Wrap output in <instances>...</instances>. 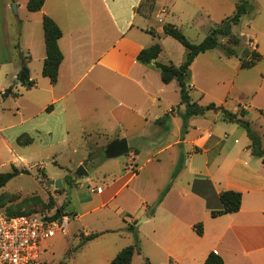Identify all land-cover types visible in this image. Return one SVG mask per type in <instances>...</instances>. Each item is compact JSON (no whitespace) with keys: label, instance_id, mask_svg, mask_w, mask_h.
I'll use <instances>...</instances> for the list:
<instances>
[{"label":"crops","instance_id":"obj_1","mask_svg":"<svg viewBox=\"0 0 264 264\" xmlns=\"http://www.w3.org/2000/svg\"><path fill=\"white\" fill-rule=\"evenodd\" d=\"M28 1L0 0V21L9 46L19 36L24 38L26 21L28 33L34 30L38 36L37 52L27 45L22 57L11 50L0 62V93L10 87L12 90L2 99L0 108L10 106V98L26 102L30 113L24 120L28 123L26 135L40 134L44 139L64 143L71 139L73 131L78 133L88 121H93L100 131L97 134L104 135L109 143L126 138L128 146L132 145L127 159L118 160L113 166V171L118 172L111 170L104 176L109 177L103 186L90 189L87 179L80 182L79 178L88 173L74 179V186L80 191L87 188L79 196L82 207L86 208L93 194H97L100 206L94 210L113 204L114 213L123 216V224L107 233L129 236L122 243L109 241L103 252L106 262L111 264L126 245L134 243V235L128 231L132 225L141 250L150 256L153 251L165 253L169 264H203L212 251L224 259V264H264V159L252 154L246 130L225 121L221 112L210 110L190 118L183 134L182 114L186 106L180 104L177 81L163 83L154 65L137 60L143 49L160 44L166 35L165 24L182 30L211 31L234 14L236 0H153L147 9L143 8L146 0H45L42 9L35 12L27 9ZM13 4L17 15L24 8L28 10L26 18L11 19ZM253 6L255 14L249 21V32L235 35L247 39L262 59L251 68H242L236 56L228 57L217 49L202 53L190 66L189 94L191 101L199 105L204 98L210 101L202 106L214 103L233 113L244 109V119L254 113L256 116L250 119L264 132V0H256ZM44 15L62 30L58 44L64 58L55 84L42 74L46 58ZM161 47L157 60L172 64L160 61ZM19 49L20 45L16 50ZM24 58L35 81L31 88L15 81ZM200 64L203 76L214 79L212 86L200 84ZM33 90L38 91L37 95L25 97L22 93ZM217 91L221 92L219 99L211 96ZM195 94L198 98H194ZM104 124L114 129L112 138L101 131ZM93 135H84L88 154L78 165L92 161L89 147ZM162 161L164 167L159 164ZM178 164L180 169L173 176ZM225 190L242 193L240 210L212 217V210L222 209L219 194ZM128 198L135 200L134 210L125 205ZM71 213L79 220L89 212ZM199 222L202 235L194 228ZM84 225L81 222L74 231L69 227L64 236L69 244L71 234L81 237L82 242L83 237L98 234ZM50 247L54 248V243ZM70 250L75 261L74 250ZM139 251L140 248L134 255Z\"/></svg>","mask_w":264,"mask_h":264},{"label":"rangeland","instance_id":"obj_2","mask_svg":"<svg viewBox=\"0 0 264 264\" xmlns=\"http://www.w3.org/2000/svg\"><path fill=\"white\" fill-rule=\"evenodd\" d=\"M151 2L152 0H146L143 8H149ZM249 2L252 5V11L242 17L240 24L233 27V34H239L242 31L249 32L248 25L250 19L254 18L255 7L253 5L256 0H249ZM10 13L11 19L17 20L20 17L26 18L29 12L26 8H24L21 10L20 14L17 15V12H15L11 7ZM148 21L149 20H147V22ZM150 22L155 28L158 27V24L153 21V19H151ZM32 24L33 21L30 25ZM26 25L27 21L25 23L24 38L19 36L14 43L9 46L5 39L6 32L3 30L2 22L0 21V62L8 57L11 50L14 51V53L17 52L18 56H21L27 45L31 46L34 51L37 52L38 36L34 30L29 34L26 29ZM207 30L208 31L197 32L187 28L184 30L181 29L187 39L193 43H200L210 33V30ZM42 37L44 38L43 32ZM144 37L151 39V36ZM243 40L249 50L252 51L254 49L252 44L247 39ZM227 42V37L222 38L223 44H226ZM16 44L20 45L19 51L15 48ZM160 44L163 45V52L161 54L160 61L178 64L183 60L185 49L178 41L163 34ZM217 50L223 52L221 48H218ZM199 67L200 72L198 80H200V84H213L214 79L212 77L209 78L210 76L208 78L206 76L204 77L201 64ZM0 77L2 78V76ZM22 93L25 97H28L37 95L38 91L33 90L31 92ZM220 95L221 92L217 91L212 93L211 96L219 99ZM195 96L196 94L194 95V98H198ZM3 98L4 97L0 93V103ZM10 99L11 100L8 101V105L10 106L4 110L0 108V173L11 171L13 166L18 168L20 171L27 169L28 172L18 174L6 185L0 187V213L10 215L21 211L22 213H32L34 215H46L56 211L57 208L70 215L74 210L79 214L89 212L84 218L79 220L73 218L71 215L72 220L69 225L70 230H77L81 222H84V226H87V228L92 230L93 233H98L100 235L104 234L83 247L80 246L81 243H83L81 237L73 236L71 234L69 236L71 244L70 247L68 239L64 237V235L58 234L45 242L42 248L40 261L45 264L47 262L52 263V261H60L61 264H110L106 262V259L103 256L105 248L109 246V241L122 243V239H125L126 241V237H128L129 234L125 233L120 236L107 232L113 229H118L120 224H123L120 222V219L123 216L121 217L114 213L113 204L109 207L94 210L95 207L100 206L97 194H93L92 201L87 204L86 208L82 207L83 204L81 205L79 196L81 193H86L87 188L80 191L77 187H75L74 179H76V175H73L72 173L79 169L81 165H78V162L86 158L88 154L87 149L84 147L86 143L84 135L90 133L92 135L96 133L93 135V138L91 139L92 144L89 147L91 154V158H89V160L92 161H90L89 164H87L86 161V163L84 162L85 164L83 167L88 175H84L82 178H79L80 182L86 181L87 179L88 184L91 186L90 189L94 188L96 185L103 186L104 182L107 181L109 177L108 176L107 179H104V176L108 172H111V170L112 172L117 173L118 171H113V166L116 165L118 160L127 159V155H123L118 158L105 157L104 147L109 143V139L104 135L102 136L97 134L100 131L96 123L93 121H88L86 126L82 127V131H79L78 133L73 131L71 139L64 143L44 139V137L39 134L34 136L28 135L32 138V143L20 145L17 143V140L24 135V133H27L26 128L28 127V123L24 120H26L30 114L29 108L26 102L22 99L20 101L19 99ZM202 100H204L202 105L203 103L210 102L206 98ZM16 102H19L20 105H17ZM251 113L252 112H250V114ZM252 116L256 115L253 113L252 115H248L246 119L251 121L252 128L262 137V140L264 141V132L259 130L258 125L252 121L253 119H250ZM101 131L110 138H112L111 136L115 134L114 129L109 124H104V128H101ZM4 138L10 146L6 143ZM131 146L132 145L129 146L130 149ZM164 163L165 162L162 161L159 164L161 167H164ZM47 177L50 179L47 180ZM52 180H60L62 182V187L56 188L55 185L51 183ZM124 196L125 194H122L120 198L122 197L123 199ZM57 199H59L61 206ZM135 204L136 202L134 199L132 200V198H128L125 202V205L130 210L135 209ZM126 219H129V216H126ZM52 243L55 245L54 248L50 247V244ZM47 245H49V247H47ZM71 248L74 250L75 261L72 257ZM139 248L140 251L134 255L132 264H169L168 257L165 253H155L153 251L151 256L146 255L141 250L140 239ZM144 250H147V247H144ZM173 264L176 263L173 262Z\"/></svg>","mask_w":264,"mask_h":264},{"label":"trees","instance_id":"obj_3","mask_svg":"<svg viewBox=\"0 0 264 264\" xmlns=\"http://www.w3.org/2000/svg\"><path fill=\"white\" fill-rule=\"evenodd\" d=\"M153 1V0H152ZM45 0H29L27 3V9L35 12L42 9ZM252 11V5L249 0H237L236 10L234 14L226 17L222 23L213 28L210 33L200 42L193 43L184 35L180 28L174 24H165L163 26V32L178 41L185 49V55L180 65L164 64L157 60L159 54L162 51V47L159 43H155L152 46L143 49L137 56V60L141 63L154 65L159 71L161 80L163 83L168 84L172 81H177L180 88V104L186 106L185 112L182 114L183 126L182 133L185 134L188 129L189 119L192 117L203 116L207 111L214 110L222 113L223 119L228 122H233L241 125L247 133L248 138L251 141L250 149L254 156L264 159V143L262 137L252 128V123L244 119L246 111L241 109L238 113H233L223 106H217L214 103H210L206 106L199 105L196 102L191 101L189 94V79H190V66L194 62L195 58L207 51L221 48L224 55L231 57L236 56L241 61L242 68H251L262 59V56L256 50H249L242 37L233 34V27L240 24L242 17ZM43 31L46 47V58L43 62L42 74L49 78L52 84H55L58 79V72L60 64L64 58L62 51L60 50L58 41L62 37V30L58 24L49 16H43ZM152 33V32H151ZM228 38L226 44L222 43V38ZM15 48H19L16 44ZM27 58H24L20 71L18 73V80L22 86L31 88L35 85V81L30 77V70L26 62ZM156 59L153 63L152 60ZM12 94L11 87L6 89L2 96L4 98ZM240 116V117H239ZM20 145H27L32 143V138L24 134L18 139ZM91 158V154L89 155ZM181 164H178L173 176L177 174ZM28 170H19L14 167L11 171L0 173V187L6 185L12 178L20 173H27ZM169 189V186L162 192L158 202L154 207L161 202L165 193ZM220 201L222 203V209L212 210L211 216L217 217L224 214H231L238 212L242 204V193L234 190L221 191L219 194ZM44 202V201H43ZM57 208V207H56ZM63 213L59 208L52 212L51 219L59 217ZM15 215H34L32 213H18L10 214ZM196 233L198 235L203 234L202 223H196L194 225ZM128 231L134 235V243L123 248L116 257L111 261V264H131L134 253L139 250V238L132 225L128 226ZM98 234H91L87 237H83V242L96 238ZM203 264H224V259L212 251Z\"/></svg>","mask_w":264,"mask_h":264},{"label":"built area","instance_id":"obj_4","mask_svg":"<svg viewBox=\"0 0 264 264\" xmlns=\"http://www.w3.org/2000/svg\"><path fill=\"white\" fill-rule=\"evenodd\" d=\"M51 216L52 213L15 216L0 213V264H44L40 258L45 242L58 234L68 235L72 220L65 212L55 219Z\"/></svg>","mask_w":264,"mask_h":264},{"label":"water","instance_id":"obj_5","mask_svg":"<svg viewBox=\"0 0 264 264\" xmlns=\"http://www.w3.org/2000/svg\"><path fill=\"white\" fill-rule=\"evenodd\" d=\"M12 8L15 12H17L16 5L13 4ZM23 56V53L21 54V57ZM156 59H153L152 62L154 63ZM16 82L19 80L16 78ZM129 153V146L128 141L126 138H119L112 140L108 145H106L104 150V155L107 158H118L120 156L126 155ZM83 174H87L84 167L81 165L79 169L76 171V176H82ZM52 184L55 185L56 188L62 187V182L60 180H52Z\"/></svg>","mask_w":264,"mask_h":264}]
</instances>
